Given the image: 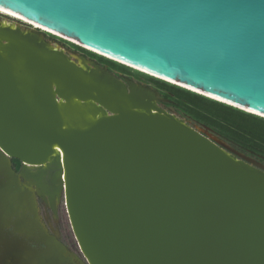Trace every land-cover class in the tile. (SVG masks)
<instances>
[{"label":"water","instance_id":"water-1","mask_svg":"<svg viewBox=\"0 0 264 264\" xmlns=\"http://www.w3.org/2000/svg\"><path fill=\"white\" fill-rule=\"evenodd\" d=\"M0 8L264 118V0H0ZM28 31L43 44L0 28V173H13L9 159L22 163L23 179L28 166L52 163L51 191L63 197L86 264H264V164L168 113L149 88L91 61L84 70ZM88 100L106 114L87 120L79 106ZM0 182L2 200L9 187ZM19 236L30 252L20 263L66 264Z\"/></svg>","mask_w":264,"mask_h":264},{"label":"bare ground","instance_id":"bare-ground-1","mask_svg":"<svg viewBox=\"0 0 264 264\" xmlns=\"http://www.w3.org/2000/svg\"><path fill=\"white\" fill-rule=\"evenodd\" d=\"M0 13L4 14L10 18L16 19L17 21L27 23L30 26H32L33 28L40 29L44 32H47L49 34H52V35H55V36L60 37L62 39H65L68 42H72V43H74L78 46H81L85 49H88L94 53H97L99 55L111 58L105 54H102L101 52H98L94 49H91L87 46H84V45H82V44H80L74 40H71L70 38H67L63 35H60L58 33H55L53 31L47 30L43 27H40L34 23H31L30 21L26 20L25 18H23L17 14H14L12 12H9V11L1 9V8H0ZM0 26H1L0 28H2V29L3 28H5V29L10 28L12 30H20L25 36H27L35 44H43V41L40 38L35 37V35L32 34L28 30H26V32H24L25 30L20 28L17 24L8 23V22H0ZM45 46H47L49 49H58L59 48L57 46L50 45V43L45 44ZM64 53H65V51H64ZM65 54L69 59L73 60L70 55H68L67 53H65ZM111 59H113V60H115L121 64H124L130 68H133L137 71H140L142 73H145V74H148L151 76H155V75H153L147 71H144V70L137 68V67H135L131 64H128L126 62H123V61H120V60H117L114 58H111ZM77 64L79 66H81L84 70H91L92 68H94V66L90 62H87V61L82 60V59H81V62H79ZM102 73H103L102 71L99 72L98 76H103ZM155 77H158V76H155ZM158 78H160V77H158ZM147 95H148L147 92L142 94V96L144 98H146ZM217 100L222 101L220 99H217ZM222 102H224V101H222ZM75 104H78V102L75 101ZM79 107H81L83 109V111L85 112L87 120L94 119V118H97L99 116H103L104 114H106V111L104 110L103 107L94 104L93 101H91V100H88L84 103H81V105ZM246 111L251 112L249 110H246ZM251 113H253V112H251ZM51 162H52V160H51ZM51 165H52V163H49V162L46 163L45 165H42V166L36 165L35 171H32L30 169L31 167L28 166V168H26L25 173H23L26 181L22 182V183H20V177L18 174H14V173L9 174V172H8L7 174L3 175L4 178H2V179L5 181V183L7 184V187H9V189H7L8 192L6 193L5 198L0 200V229L3 227V230L0 233V251L3 250V253H4V249H8V248L10 249L9 252L6 251V252H8L7 253L8 255H6V256L0 255V259L2 260L3 264H22V263H20V258L22 256H24L25 258L29 257V256H27L28 255L27 250L23 247V245H20L19 241L16 240L18 238V236L20 235V233H22L19 236L21 238H22V236H23V238L25 236H27L29 239H33L35 241L39 240V242L40 241L46 242V248H41V250L42 251L47 250L48 254L51 256L50 258L54 259L55 262L62 261V262H65L66 264H76L71 260V256L67 255L68 254L67 249L54 236H52L48 233L46 228L43 226V224L39 220V217L37 214V206H36V199H35V192L36 191L38 194H40V196H42L45 199H47L46 195L48 193L53 195L54 199L57 198L54 191L51 192V190H52L51 186L55 185V182H53V180H52L51 173L47 170V168L51 167ZM32 184H35L36 190L32 186ZM0 186H2L1 182H0ZM34 208H36V211L34 210ZM54 208L55 207L53 206V209ZM30 213H32V214H30ZM12 216L17 218V220L21 224H19L18 226H14V227H16V230H15L16 232L13 236L7 237L5 235H7L9 231L8 230L4 231V227H6L10 224V222L13 219ZM13 223L15 224L14 221H13ZM23 242H25V241L23 240ZM26 247H28V246H26ZM40 252L37 251L36 254L41 255ZM40 259L43 262H45L46 257L42 254Z\"/></svg>","mask_w":264,"mask_h":264},{"label":"trees","instance_id":"trees-1","mask_svg":"<svg viewBox=\"0 0 264 264\" xmlns=\"http://www.w3.org/2000/svg\"><path fill=\"white\" fill-rule=\"evenodd\" d=\"M100 56L103 57L102 55ZM103 58L112 65L119 64L117 61ZM119 65L127 68L124 64L120 63ZM150 77L153 82L177 99L176 101L181 107L180 109L183 114L190 116L199 124L207 125L214 129L221 137L225 138L238 149L264 161L263 117L154 78L151 75ZM63 228L74 247H76L66 216H63Z\"/></svg>","mask_w":264,"mask_h":264},{"label":"rangeland","instance_id":"rangeland-1","mask_svg":"<svg viewBox=\"0 0 264 264\" xmlns=\"http://www.w3.org/2000/svg\"><path fill=\"white\" fill-rule=\"evenodd\" d=\"M0 22H8L19 25L24 30H32L43 39L50 43V45H54L57 47H61L65 53L70 55L72 59L79 63L82 60H85L87 62L91 61L96 64H99L104 69L110 71L113 73L116 77L120 78L124 82L127 81H133L137 84L143 85L150 90H152L155 95L159 98L157 104L164 108L167 112L173 113L177 117H180L184 119V121L190 125L191 127L195 128L202 134L207 135L208 137L214 139L216 142L221 144L224 148H226L228 151L233 153L236 157L242 158V156L253 158L254 160L264 164L263 160H260L259 158H256L240 149H238L236 146L232 145L229 141H227L225 138L221 137L214 129L210 128L207 125L199 124L195 120H193L190 116L185 115L181 112V107L178 105L177 99L170 93L166 92L161 88L159 85H157L155 82H153L150 78V75H147L145 73H142L140 71H137L133 68H130L127 66V68L119 65V64H111L108 61L104 60L103 57L100 55H96L95 53H92L91 51H88V49H84L72 42H68L65 39H62L60 37H57L55 35L49 34L47 32H44L40 29L33 28L27 23H23L21 21H17L16 19L10 18L4 14L0 13ZM126 66V65H125ZM153 77V76H152ZM156 78V77H154ZM264 125V123H262ZM33 185V184H32ZM64 202L61 203V213L66 216L65 207L63 210ZM39 207V213H40V219L42 223L47 227L48 233H53L56 235L58 239H63V233L60 227V219L55 218L51 215V212L47 210L45 207H43L41 204ZM17 224V225H16ZM20 224L19 221L15 222L14 226H18ZM16 230V227L14 228V232ZM53 235V236H54ZM5 251V249H4ZM24 257V256H22Z\"/></svg>","mask_w":264,"mask_h":264},{"label":"flooded vegetation","instance_id":"flooded-vegetation-1","mask_svg":"<svg viewBox=\"0 0 264 264\" xmlns=\"http://www.w3.org/2000/svg\"><path fill=\"white\" fill-rule=\"evenodd\" d=\"M8 166H9V169L14 173V174H18L19 175V177H20V183H22V182H25L26 181V179H23V177L20 175V170H21V168H22V163L21 162H19L18 160H15V159H9V161H8ZM26 169V168H25ZM32 170V169H31ZM32 171H35V169L34 170H32ZM7 174V173H6ZM3 175L4 174H1L0 173V180L2 179V178H4L3 177ZM4 181V180H3ZM5 182V181H4ZM34 188H35V190H36V186H35V184H33L32 185ZM52 192V191H51ZM48 194L46 195V198L47 199H45V198H43L42 196H40V194H37V191L35 192V199H36V206H37V214H38V217H39V220L41 221V219H40V211H39V207L38 206H40V204L43 206V207H45L47 210H49L50 212H51V215L53 216V217H57V218H59L60 220V227H61V230H62V235H63V239H58L57 237H56V235H54L53 233H49L50 235H54V237L67 249V251H68V254L67 255H70L71 256V260L74 262V263H77V264H86L85 263V260H84V258L82 257V255H81V253H80V251H79V249H78V246H77V243H76V241H75V239H74V236H73V233H72V231H71V228H70V231H71V233H72V236H73V239H74V243H75V245H76V247H74V245H73V243L71 242V239L69 238V236L67 235V232L64 230V228H63V216H64V214H62L61 213V203L63 202V197H61L60 198V200L58 201V198H56L55 199V201H54V203H55V208H56V210H55V208L54 209H52L51 208V206H50V204H49V199H48ZM63 210H64V206H63ZM30 214H32V213H30ZM13 217V219H12V221L10 222V224L8 225V226H6V227H4V231H9L8 232V234L7 235H5V236H7V237H11V236H13L14 234H15V232H14V223H13V221L14 222H17L18 220H17V218H15L14 216H12ZM66 218H67V215H66ZM67 221H68V218H67ZM41 223H42V221H41ZM69 223V222H68ZM21 224V223H20ZM43 224V226L46 228V230L48 231V229H47V227L44 225V223H42ZM70 226V225H69ZM3 230V229H2ZM13 230V231H12ZM49 232V231H48ZM24 241L26 242V244L29 246H31L32 248H35V249H41V248H45V246H44V243H43V241H40L39 242V240H33V239H29L27 236H25L24 237ZM9 248L8 249H5V251H4V253H3V250H1L0 251V255H4V256H6V255H8L7 253L9 252ZM6 251H8V252H6ZM27 254L28 255H30V252H28L27 251ZM79 261V262H78ZM3 263V262H2ZM64 264V263H63Z\"/></svg>","mask_w":264,"mask_h":264}]
</instances>
